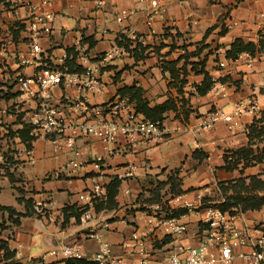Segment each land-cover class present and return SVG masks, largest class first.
I'll list each match as a JSON object with an SVG mask.
<instances>
[{
  "label": "crops",
  "instance_id": "obj_1",
  "mask_svg": "<svg viewBox=\"0 0 264 264\" xmlns=\"http://www.w3.org/2000/svg\"><path fill=\"white\" fill-rule=\"evenodd\" d=\"M31 4L38 7L40 0ZM42 10L53 14L43 30V51L34 63L21 65L17 55L28 50L29 33L22 21L28 8L14 14L0 0L1 109L17 103L20 77L76 68L77 43L88 45L93 60L120 45L130 53L101 72L103 92L91 95L92 105L122 99L139 118L154 117L172 132L161 144L139 143L120 155L109 154L96 137H82L75 146L83 161L77 169L67 167L76 155L64 142L56 150L50 141L35 140L34 164L13 163L0 179V205L16 213L8 235L0 237V245L13 257L6 259L0 250V264H66L56 252L73 244L89 260L100 245L89 233L104 222L109 227L102 230L103 239L126 263L147 259L163 264L166 257H184L181 248L200 244V214L165 210L168 217L188 224L187 234L174 236L157 228L147 235L137 203L153 204L167 194L189 191L190 196L200 193L207 202L221 205L233 202L229 192L238 181L264 180V112L235 114L252 99L264 102V44L258 37L264 26L260 18L264 0H167L151 24L148 0H55ZM124 12L131 13L119 22L117 17ZM6 39L12 43L3 48ZM247 46L258 55L253 67L230 56ZM222 61L224 67L219 66ZM215 87L221 92L215 93ZM75 92L74 87L60 86L53 96L59 101ZM219 109L234 115L237 129L231 132L225 122L200 129L201 117ZM4 125L18 127L0 111L2 133ZM19 132L27 136L25 129ZM97 156L104 157L99 165L94 162ZM128 163L136 165L135 173L120 182L117 175ZM54 172L59 173L57 178L50 176ZM96 180L106 184L107 196L91 209L93 218L81 224L79 217L88 208L83 194ZM262 208L245 210L238 204L231 210L256 221ZM141 243L145 253L139 251Z\"/></svg>",
  "mask_w": 264,
  "mask_h": 264
},
{
  "label": "built area",
  "instance_id": "obj_2",
  "mask_svg": "<svg viewBox=\"0 0 264 264\" xmlns=\"http://www.w3.org/2000/svg\"><path fill=\"white\" fill-rule=\"evenodd\" d=\"M6 10L18 14L22 7L28 11L22 18L23 28L29 33L27 54L19 53L17 58L21 65L35 62L42 53L41 39L43 30L53 19V14L44 12L42 8L55 0H40V6L31 4L33 0H2ZM152 5V11L148 17V24L159 8L167 0H148ZM164 11V10H162ZM131 13V12H130ZM128 12L121 13L117 20L122 22ZM264 25V13L260 14ZM260 33L264 32L261 26ZM12 43L6 39L2 47ZM89 47L84 43H77L75 47L78 66L72 70L55 68L29 78H19V95L17 103L0 108L3 115L13 118L18 127L13 129L4 125L3 133L0 131V179L3 178L13 163L34 164L33 143L37 139L50 141L56 150L61 148L64 142L71 152L76 155L69 161L67 167L77 169L83 166V161L77 158L76 142L86 136L99 139L106 151L112 155H120L131 146L139 143L161 144L168 140L172 130L162 122H152L139 118L129 105L122 99L101 105H92L91 95L102 94L100 74L113 60L128 55L130 52L124 46L114 45L105 53L96 56L93 60ZM257 53L243 52L236 59L248 67H253ZM220 67L225 63L219 62ZM60 86L74 87L76 92L62 100L55 101L53 90ZM215 93L221 89L214 88ZM264 112V102L258 98L252 99L247 107H237L235 114H258ZM219 122H225L228 129L234 132L238 122L231 113L222 109L209 112L199 121V128L208 129ZM27 131L26 138L22 137L20 130ZM117 146L115 149L114 147ZM103 156H97L95 163L103 162ZM136 165L128 163L124 172L117 175L121 182L132 177ZM58 172L50 176L57 178ZM107 196V187L104 182L96 180L93 186L83 194L88 208L83 209L79 219L81 224L88 223L92 218L91 209L100 200ZM182 209L185 214L199 213L203 232L198 247H185L180 250L184 257L172 255L166 257L163 264H264V226L256 221L247 219L242 211L231 214L222 211L216 203L205 200L204 195L198 193L190 196L189 191L179 194H171L153 204H143L141 217L145 222V233L151 234L157 228H163L170 235L183 236L188 232V224L180 223L175 216L168 217L165 210ZM109 227L104 222L101 227L89 233V237L99 241V252L89 259L94 264H150L147 259L136 263H126L122 257L112 253L111 245L103 239L102 230ZM249 247V252L239 249ZM143 243L139 251L145 253ZM65 259H87V255L77 244L63 245L56 252ZM50 254H55L51 252Z\"/></svg>",
  "mask_w": 264,
  "mask_h": 264
},
{
  "label": "trees",
  "instance_id": "obj_3",
  "mask_svg": "<svg viewBox=\"0 0 264 264\" xmlns=\"http://www.w3.org/2000/svg\"><path fill=\"white\" fill-rule=\"evenodd\" d=\"M260 38H261L260 44L263 45L264 44V32L260 33ZM247 51L253 53L254 55H256V53H257L255 51L254 47L247 46V47L241 49L240 52H238L236 55L231 54L230 56L234 60L238 57V55H240L243 52H247ZM258 52H261V51H258ZM149 118H150V119H148L149 121L161 122L160 120L155 119L154 117L150 116ZM24 138H26V137H24ZM253 187L255 189H258V188L263 189L264 188V180L255 178V179H251L248 184H246L244 181H238L236 184H234L232 186L234 192L239 191V189L248 190V189L253 188ZM260 187H262V188H260ZM182 192H184V191H182ZM182 192H179V193H182ZM179 193H176V194H179ZM231 198H232L233 202L230 201V202H228L229 204L223 203L221 205H218V207L222 211H227L231 214H234L235 211L231 210L233 205H238V204L240 205L241 204V205H243L245 210L260 209L262 206H264V193H263V195H259L257 193H252L250 191H247L246 194L243 195V194H241V192H239L236 194V197L233 196ZM0 210L7 212L10 217H12L16 214L15 210H13L9 207L1 206V205H0ZM183 212H185V211L183 210ZM19 216H23V215L19 214ZM15 223L18 224V220H15ZM2 249H4V251H5L4 257L6 259L13 257V254L7 251V248L5 247V245H0V250H2ZM6 264H8V263H6ZM13 264H20V263L14 262ZM66 264H94V263L89 261V260H86V259H66Z\"/></svg>",
  "mask_w": 264,
  "mask_h": 264
},
{
  "label": "rangeland",
  "instance_id": "obj_4",
  "mask_svg": "<svg viewBox=\"0 0 264 264\" xmlns=\"http://www.w3.org/2000/svg\"><path fill=\"white\" fill-rule=\"evenodd\" d=\"M254 187L250 188L248 190L239 189V191H237V192L232 191V192H229V193H232V196H234V197H236V194L239 193V192H241V194L245 195L247 191H250L252 193H257L259 195H263L264 188L263 189H259V188L255 189ZM260 188H262V187H260ZM169 195H171V194H169ZM169 195L167 194V195L163 196V198L168 197ZM143 203H144V201H142V200H141V202L137 203V204H141L140 205V211H142ZM262 209H263L262 211H259V214H260L261 218L259 220H256V222L257 223L259 222V224L264 226V208H262ZM13 219H14V217H10L7 212L2 213L0 211V237H2L3 235H8L9 231L13 227L12 226L13 225V223H12Z\"/></svg>",
  "mask_w": 264,
  "mask_h": 264
}]
</instances>
